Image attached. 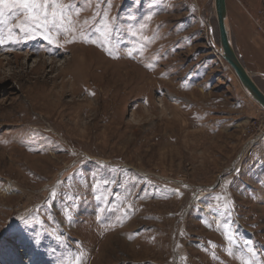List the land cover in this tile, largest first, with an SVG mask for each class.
<instances>
[{
  "label": "rangeland",
  "instance_id": "obj_1",
  "mask_svg": "<svg viewBox=\"0 0 264 264\" xmlns=\"http://www.w3.org/2000/svg\"><path fill=\"white\" fill-rule=\"evenodd\" d=\"M57 2L0 13V264H264V108L214 0ZM227 8L264 90V0Z\"/></svg>",
  "mask_w": 264,
  "mask_h": 264
},
{
  "label": "water",
  "instance_id": "obj_2",
  "mask_svg": "<svg viewBox=\"0 0 264 264\" xmlns=\"http://www.w3.org/2000/svg\"><path fill=\"white\" fill-rule=\"evenodd\" d=\"M214 10L219 31L218 53L230 64L248 95L264 108V90L239 58L228 29L227 0H214Z\"/></svg>",
  "mask_w": 264,
  "mask_h": 264
},
{
  "label": "snow or ice",
  "instance_id": "obj_3",
  "mask_svg": "<svg viewBox=\"0 0 264 264\" xmlns=\"http://www.w3.org/2000/svg\"><path fill=\"white\" fill-rule=\"evenodd\" d=\"M50 5H52L51 10H49ZM0 6H2L0 13H2L3 8L23 9L26 13L25 23L29 27L35 26V28L45 31L56 28L57 25H65V21L68 20L70 15L68 6L60 5L57 0H0ZM21 30L26 34L29 31L28 28ZM52 195H56L55 191ZM245 264H251V262L246 261Z\"/></svg>",
  "mask_w": 264,
  "mask_h": 264
},
{
  "label": "bare ground",
  "instance_id": "obj_4",
  "mask_svg": "<svg viewBox=\"0 0 264 264\" xmlns=\"http://www.w3.org/2000/svg\"><path fill=\"white\" fill-rule=\"evenodd\" d=\"M228 29H229V25H228ZM63 73V72H62ZM67 74H69L71 77H74V75L72 74V73H67ZM114 78V77H113ZM72 81V80H71ZM113 81V80H112ZM62 84H63V86L64 87H67V88H70V90H71V95H72V97L74 98L75 96H82V93H83V91H84V83H83V85H82V83H81V81L80 80H78V81H73V82H69V81H67V82H63L62 81ZM118 85V84H117ZM116 85V86H117ZM121 85H119V87H120ZM115 88V87H114ZM95 89V88H94ZM98 90H99V88H98ZM113 90V89H112ZM100 92V91H99ZM99 95H100V93H99ZM85 99V101L87 102V97H85L84 98ZM84 99H78V100H76L75 98L73 99V102L71 103V104H69V106H71V105H74V104H77L78 105V108H79V112H77V114L78 115H81L82 114V112H83V110H85L86 109V107L85 108H83V103H81V102H83L84 101ZM78 101H80V102H78ZM64 104H65V102L62 100L61 101V103H60V105L59 106H57V107H53L54 108V110L57 112L58 111V108L60 107H65L64 106ZM98 110V109H97ZM64 112H65V110L64 109H62L61 111H60V115H64ZM46 120V119H45ZM5 149V148H4ZM13 149V148H12ZM17 153V152H16ZM16 153H15V155H16ZM9 154H11V153H9ZM14 154V153H13ZM12 154V155H13ZM208 211V210H207ZM106 255V254H105ZM100 258V257H99ZM98 258V259H99Z\"/></svg>",
  "mask_w": 264,
  "mask_h": 264
},
{
  "label": "built area",
  "instance_id": "obj_5",
  "mask_svg": "<svg viewBox=\"0 0 264 264\" xmlns=\"http://www.w3.org/2000/svg\"><path fill=\"white\" fill-rule=\"evenodd\" d=\"M262 134H264V131H262Z\"/></svg>",
  "mask_w": 264,
  "mask_h": 264
}]
</instances>
